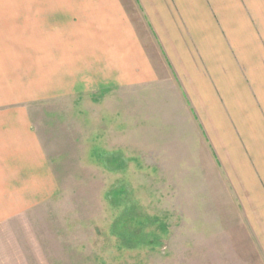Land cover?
<instances>
[{"label": "crops", "instance_id": "obj_1", "mask_svg": "<svg viewBox=\"0 0 264 264\" xmlns=\"http://www.w3.org/2000/svg\"><path fill=\"white\" fill-rule=\"evenodd\" d=\"M169 75L264 244V0H0V222L58 189L31 104Z\"/></svg>", "mask_w": 264, "mask_h": 264}, {"label": "rangeland", "instance_id": "obj_2", "mask_svg": "<svg viewBox=\"0 0 264 264\" xmlns=\"http://www.w3.org/2000/svg\"><path fill=\"white\" fill-rule=\"evenodd\" d=\"M173 78L31 104L58 189L0 222V264H264Z\"/></svg>", "mask_w": 264, "mask_h": 264}]
</instances>
